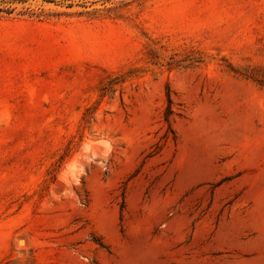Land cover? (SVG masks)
<instances>
[{
	"label": "rangeland",
	"instance_id": "1",
	"mask_svg": "<svg viewBox=\"0 0 264 264\" xmlns=\"http://www.w3.org/2000/svg\"><path fill=\"white\" fill-rule=\"evenodd\" d=\"M0 264H264V0H0Z\"/></svg>",
	"mask_w": 264,
	"mask_h": 264
},
{
	"label": "bare ground",
	"instance_id": "2",
	"mask_svg": "<svg viewBox=\"0 0 264 264\" xmlns=\"http://www.w3.org/2000/svg\"><path fill=\"white\" fill-rule=\"evenodd\" d=\"M19 244H20V245H23V244H24V241H23V240H20V241H19Z\"/></svg>",
	"mask_w": 264,
	"mask_h": 264
}]
</instances>
